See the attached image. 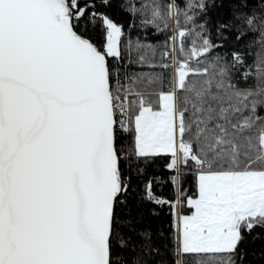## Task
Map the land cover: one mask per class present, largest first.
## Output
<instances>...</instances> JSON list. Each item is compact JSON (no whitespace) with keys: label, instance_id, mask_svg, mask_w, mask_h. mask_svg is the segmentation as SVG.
<instances>
[{"label":"snow or ice","instance_id":"6c2138e0","mask_svg":"<svg viewBox=\"0 0 264 264\" xmlns=\"http://www.w3.org/2000/svg\"><path fill=\"white\" fill-rule=\"evenodd\" d=\"M111 9L0 0V264H264V0Z\"/></svg>","mask_w":264,"mask_h":264},{"label":"trees","instance_id":"16d2710c","mask_svg":"<svg viewBox=\"0 0 264 264\" xmlns=\"http://www.w3.org/2000/svg\"><path fill=\"white\" fill-rule=\"evenodd\" d=\"M116 3L117 0H113V9H111L110 11H112L113 17L114 19L117 20V22H122L125 24V26H127L128 23V18L127 15L123 12H120L119 10L116 9ZM161 39H163V37H161ZM155 175L158 176H163L164 177V182L163 183H157L154 185V190L158 195L161 196H166L168 198H173L174 193L173 190L171 188V186L167 183V173L166 170L163 169L162 167V162L156 166H154ZM191 180V177H189V181ZM189 181H186L185 183V187H190ZM164 218L167 219V209L165 207V211L163 214ZM261 242L260 241H256L255 243H249L247 246L249 248V250L251 251L252 249H259ZM251 258V257H250ZM253 264H261L260 259H254L253 260Z\"/></svg>","mask_w":264,"mask_h":264}]
</instances>
